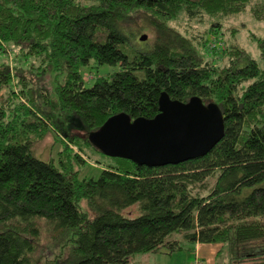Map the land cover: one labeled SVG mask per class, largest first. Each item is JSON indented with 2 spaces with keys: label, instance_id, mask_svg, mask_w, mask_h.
Wrapping results in <instances>:
<instances>
[{
  "label": "trees",
  "instance_id": "obj_1",
  "mask_svg": "<svg viewBox=\"0 0 264 264\" xmlns=\"http://www.w3.org/2000/svg\"><path fill=\"white\" fill-rule=\"evenodd\" d=\"M247 8L264 22V0H0V52L18 50L13 72L0 63L10 101L0 103V264H33L41 231L72 242L50 264H132L137 254L172 256L183 242L219 245L237 264L264 263V70L237 45L215 66L169 25L180 15L224 21ZM131 12L146 18L148 49L131 46L123 27ZM250 38L264 61V38ZM32 58L39 76L62 79L53 89L62 126L32 97L21 67ZM90 61L118 71L85 88L79 71ZM12 77L25 103L14 104ZM162 93L219 108L223 135L208 154L149 168L91 145L89 134L112 116L153 119ZM46 133L68 141L56 161L35 156ZM95 156L106 162L84 160ZM86 167L97 178L80 177Z\"/></svg>",
  "mask_w": 264,
  "mask_h": 264
},
{
  "label": "rangeland",
  "instance_id": "obj_2",
  "mask_svg": "<svg viewBox=\"0 0 264 264\" xmlns=\"http://www.w3.org/2000/svg\"><path fill=\"white\" fill-rule=\"evenodd\" d=\"M136 14V12H131L127 15L128 21L123 24L124 30L128 36H133L130 37V40H132L131 46L133 48L148 49L152 45L153 35L151 34V30L149 28H144L146 18L143 15H141V18L140 16H136ZM169 25L174 28L175 31L193 41L197 51L204 56V59L212 61L215 66L223 65L226 57L229 55L227 48H231L230 46L232 45H237L257 62L259 68L264 70V61L259 59L256 43L250 38L251 34H254L258 38H264V22L255 21L248 8L243 14L237 17L225 19L224 21L222 20L218 22L210 19L209 17L189 20L186 16L180 15L175 21L170 22ZM140 29L141 31L139 32ZM204 38H207V43L204 42ZM17 60V49L10 46H2V51L0 52V63H7L13 72V67ZM29 64H32L33 66L31 70L29 68ZM21 67L25 71L27 70V72H24L23 75L25 79L30 82L29 87L32 89L33 99L36 100L40 106H43L42 109H47L53 113L59 120V125L62 126L63 124L58 117L57 101L53 94L55 83L57 81L60 82L62 80L61 77H58L57 81H55L57 76L50 72H44L41 76H39V67L41 66L34 58L24 62ZM117 71V67L98 66L93 61H90L89 65L81 68L79 72L82 76L84 87L90 88L97 78L112 75ZM32 72L33 74H30ZM12 84H14L12 89L14 90V95L17 98L14 104L17 102L25 103L24 99L18 94L20 86L16 83L13 77ZM0 103H2L5 108H7L10 103L8 92L6 90L0 92ZM74 135L77 134L74 132ZM55 136L56 139L53 134L46 133L41 142L34 143L35 156L42 161H49L50 159L56 161L57 153L59 151H64L63 144L68 147V141L62 139L60 136ZM71 148L76 151L73 147ZM62 154L65 155V152ZM84 160L92 165L94 164L93 160H98L101 163L106 162V159H102L99 156L93 157L92 161L86 160V157H84ZM73 168L74 170L77 169L76 166ZM98 173V169L86 167V169L81 172L80 177L87 179L97 178ZM211 183L212 181H209L207 184L211 185ZM193 193H198L203 196L205 195L203 190L198 188L194 189ZM79 207L84 214L91 218V213L88 211L83 202L79 203ZM130 211L131 213H134V209H131ZM181 245L183 250L174 253L173 256L161 255L159 253L137 254L132 258L131 263L193 264L194 255L196 253V256L202 260L203 264H237L234 263L226 250H221L219 245H200L198 253L193 251L194 244L183 242ZM71 246L72 242L70 236H66L64 234L50 236L47 235L46 232L41 231L40 238L36 244L35 252L32 256L33 264H50L52 262L55 263L64 260ZM217 251L220 252L218 255H215L217 254ZM212 252L214 253L212 254Z\"/></svg>",
  "mask_w": 264,
  "mask_h": 264
},
{
  "label": "water",
  "instance_id": "obj_3",
  "mask_svg": "<svg viewBox=\"0 0 264 264\" xmlns=\"http://www.w3.org/2000/svg\"><path fill=\"white\" fill-rule=\"evenodd\" d=\"M223 116L215 104L193 97L186 103L158 99L151 120H131L126 114L110 117L88 140L104 156L139 167L177 165L205 156L221 140Z\"/></svg>",
  "mask_w": 264,
  "mask_h": 264
},
{
  "label": "built area",
  "instance_id": "obj_4",
  "mask_svg": "<svg viewBox=\"0 0 264 264\" xmlns=\"http://www.w3.org/2000/svg\"><path fill=\"white\" fill-rule=\"evenodd\" d=\"M193 264H201V261L200 259L198 258V256H196V253L194 255V261H193Z\"/></svg>",
  "mask_w": 264,
  "mask_h": 264
},
{
  "label": "crops",
  "instance_id": "obj_5",
  "mask_svg": "<svg viewBox=\"0 0 264 264\" xmlns=\"http://www.w3.org/2000/svg\"><path fill=\"white\" fill-rule=\"evenodd\" d=\"M199 244H194V250L193 251H196L197 253L199 252ZM218 252V251H217ZM214 252H212V254H213ZM215 255H217V254H215ZM173 256V255H172Z\"/></svg>",
  "mask_w": 264,
  "mask_h": 264
}]
</instances>
